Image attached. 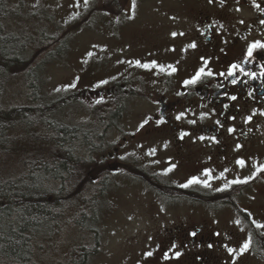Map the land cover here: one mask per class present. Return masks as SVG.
I'll list each match as a JSON object with an SVG mask.
<instances>
[{"label": "flooded vegetation", "instance_id": "af4514ba", "mask_svg": "<svg viewBox=\"0 0 264 264\" xmlns=\"http://www.w3.org/2000/svg\"><path fill=\"white\" fill-rule=\"evenodd\" d=\"M140 1L103 0L99 11L104 21L123 24L137 14ZM151 1L152 14L163 18L147 24L154 53L140 49L149 46L143 41L132 48L165 61L131 62L135 76L105 89L116 100L120 93L151 97V129L120 136L113 152L104 154L113 159L121 151L120 160L106 162L118 179L101 172L99 182L145 184L153 192L159 185L163 193L155 194L165 202L177 197L185 206L233 213L235 225L222 238L196 219L188 228L194 230L183 233L182 248L190 252L181 264H264V225L250 209L251 201L264 202V0ZM152 137L168 143L167 149L145 150L143 142ZM128 146L133 153H122ZM218 248L227 255L235 249L239 258L225 259Z\"/></svg>", "mask_w": 264, "mask_h": 264}, {"label": "rangeland", "instance_id": "374dc122", "mask_svg": "<svg viewBox=\"0 0 264 264\" xmlns=\"http://www.w3.org/2000/svg\"><path fill=\"white\" fill-rule=\"evenodd\" d=\"M10 1V6L17 10L10 18L18 21L15 25L18 30L26 29L24 33L29 35L27 39L30 43L25 45V54L40 67L35 70V89L39 97L36 103H56L47 110L46 120L68 128L98 132L103 152L88 156L84 151L82 155L93 161L103 158L102 175L107 173L108 177L118 179L113 171L115 167L108 170L106 162L112 165L116 158L120 160L121 151H117L113 159L104 154L107 150L113 152L121 135L143 136V131L151 129L147 116L153 108L152 98L123 96L124 93H120V98L116 100L115 93L97 94V90H105L110 81L130 75L132 63L143 61V65H154L157 60L165 61V58L157 59L154 55L144 56L149 48L154 53L150 47L153 28L147 24L157 17L163 18L152 14L151 0L137 2L135 20L130 15L131 18L123 24L120 21H104L105 16L102 17L99 11L103 0ZM39 32L44 34L40 39L37 37ZM50 41L55 43L49 49L47 43ZM141 41L149 45L140 48L144 52L132 48L133 43ZM135 74L133 68L132 75ZM10 88L11 93L7 88L4 97L6 103L14 104V94L23 99L24 87L19 80L11 83ZM114 106L123 108L122 113L119 108L118 117L108 115ZM22 130V135L11 142L14 155L10 160L16 163L24 154V146H31V138L41 131L39 128L38 131ZM162 141L152 137L143 142V147L150 152L165 150L168 143ZM93 142L98 143L97 139ZM133 151L132 146H128L127 151L126 147L122 149V153L132 154ZM160 154H165V151ZM158 157L161 158L160 155ZM0 173L3 174L1 169ZM128 173L134 178L132 171ZM96 186L102 194L93 190L84 194L88 198L96 197L91 211L89 207L83 211V206L73 204L66 213L54 214L53 219L42 227L47 233L35 257L40 264H71L75 248L85 250L82 264H181L185 260L179 263L180 259L190 252V247L182 248L183 233L194 230L188 228L197 225V220L198 223L207 221L206 230L216 232L217 235H213L220 238L224 237L228 227L235 225L233 213L227 209L217 212V209L185 206L177 197L166 202L160 200L163 198L155 194L163 193L159 185H154V192L149 191L145 184L141 186L124 181L99 182ZM163 188L167 189L166 186ZM250 204L253 220L264 225V202L251 201ZM233 250L234 258H239ZM216 251L225 259L233 258L224 249Z\"/></svg>", "mask_w": 264, "mask_h": 264}, {"label": "trees", "instance_id": "16d2710c", "mask_svg": "<svg viewBox=\"0 0 264 264\" xmlns=\"http://www.w3.org/2000/svg\"><path fill=\"white\" fill-rule=\"evenodd\" d=\"M10 2L0 0V169L3 171L0 173V264H40L35 257L47 233L42 227L53 215L66 213L73 204L83 206V211L95 207L96 197L88 198L84 194L92 190L102 194L96 188L102 158L93 161L82 154L86 151L90 156L103 149L98 132L46 120L47 110L56 103H36V71L40 67L25 54L29 35L24 33L26 29L18 30L15 26L18 21L10 18L17 13ZM41 35L44 34L39 32L37 37L40 39ZM54 43L48 42V48ZM16 80L23 85L24 96L20 100L14 94V104H8L4 97L7 88L11 93L10 85ZM119 108L114 106L108 115L118 117ZM25 128L37 131L39 128L41 136L37 132L29 139L31 146H24V154L16 163L10 160L14 154L11 142ZM95 139L97 144L93 142ZM74 251L71 264H82L85 250Z\"/></svg>", "mask_w": 264, "mask_h": 264}, {"label": "bare ground", "instance_id": "6f19581e", "mask_svg": "<svg viewBox=\"0 0 264 264\" xmlns=\"http://www.w3.org/2000/svg\"><path fill=\"white\" fill-rule=\"evenodd\" d=\"M3 7V6H2ZM23 43V42H22ZM12 60V59H11ZM5 66V65H4ZM5 70V69H4ZM22 70V69H21ZM10 74V73H9ZM39 98V97H38ZM18 107V106H17ZM21 120V119H20ZM13 122V121H12ZM27 126V125H26ZM72 129V128H71ZM59 130V129H58ZM52 131V130H51ZM17 133V132H16ZM29 133V132H28ZM79 134H81V133H79ZM78 134V135H79ZM65 135V134H64ZM71 137V136H70ZM87 137V136H86ZM24 138V137H23ZM37 138H39V137H37ZM36 138V139H37ZM9 140V139H8ZM20 140V139H19ZM50 141V140H49ZM59 141V140H58ZM3 142V141H2ZM9 142V141H8ZM21 142V141H20ZM40 142V141H39ZM44 142V141H43ZM1 143V142H0ZM35 143H37V142H35ZM48 143V142H47ZM91 143V142H90ZM12 144V143H11ZM25 144V143H24ZM23 144V145H24ZM39 145V144H38ZM10 146V145H9ZM18 146V145H17ZM13 147V146H12ZM36 147V146H35ZM39 147V146H38ZM44 147H46L45 145H44ZM48 147V146H47ZM9 149V148H8ZM23 149V148H22ZM26 150V149H25ZM37 151V150H36ZM39 151V150H38ZM21 152H23V151H21ZM27 152V151H26ZM36 153V152H35ZM41 153V152H40ZM46 153V152H45ZM34 154V153H33ZM76 154V153H75ZM78 154V153H77ZM14 155V154H13ZM21 155V154H20ZM26 155V154H25ZM34 156H37V155H34ZM35 158V157H34ZM38 160V159H37ZM40 160V159H39ZM45 161V160H44ZM43 161V162H44ZM20 162V161H19ZM40 162V161H39ZM73 162V161H72ZM35 163V162H34ZM56 163V162H55ZM9 164V163H8ZM11 165V164H10ZM20 165V164H19ZM14 168V167H13ZM63 184V183H62ZM13 186V185H12ZM17 186H18V184H17ZM24 186V185H23ZM18 190V189H17ZM55 195V194H54ZM80 254V253H79Z\"/></svg>", "mask_w": 264, "mask_h": 264}, {"label": "snow or ice", "instance_id": "6c2138e0", "mask_svg": "<svg viewBox=\"0 0 264 264\" xmlns=\"http://www.w3.org/2000/svg\"><path fill=\"white\" fill-rule=\"evenodd\" d=\"M230 74H231V73H230ZM197 78H199V77H197ZM193 82H194V81H192V82H190V83H193ZM194 182H195V181H194ZM244 247H245V249H246V248H247V245H245Z\"/></svg>", "mask_w": 264, "mask_h": 264}]
</instances>
